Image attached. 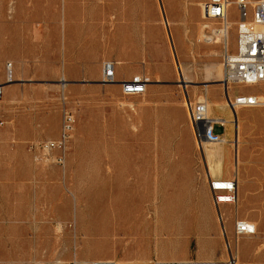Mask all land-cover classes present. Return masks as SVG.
<instances>
[{
	"label": "rangeland",
	"instance_id": "374dc122",
	"mask_svg": "<svg viewBox=\"0 0 264 264\" xmlns=\"http://www.w3.org/2000/svg\"><path fill=\"white\" fill-rule=\"evenodd\" d=\"M118 1L0 0V264H264V84L225 93L223 41L206 43L203 28L177 50L172 33L189 31L192 0H148L146 20L130 9L149 39L121 46L111 38ZM97 5L107 14L95 23ZM105 61L118 63L119 79L144 75L148 93L128 98L103 85ZM239 94L262 104L232 114L227 100ZM197 102L215 119L239 118L222 174L238 181L236 206L214 205L213 167L188 116ZM66 115L73 130L60 166L39 145L60 138Z\"/></svg>",
	"mask_w": 264,
	"mask_h": 264
},
{
	"label": "built area",
	"instance_id": "2783aa9c",
	"mask_svg": "<svg viewBox=\"0 0 264 264\" xmlns=\"http://www.w3.org/2000/svg\"><path fill=\"white\" fill-rule=\"evenodd\" d=\"M237 13L234 25L225 26L220 22L221 12ZM202 19L204 29L208 33L211 30V22H217L220 28L215 29L226 35L222 42V69L223 84H231L234 87H254L264 84V0H209L202 5ZM236 30V42H231V33ZM14 67L8 66V83L14 82ZM101 83L118 85L124 97H139L148 93L150 80L143 75L134 76L129 80L118 81L117 64L113 61H105L101 68ZM5 86H0V100L4 97ZM261 100L250 94H239L236 100H227V107L232 113L240 109L255 108L260 106ZM188 116L192 127L196 130L201 144H220L225 137L217 134L220 127L226 131L227 127L222 119H215L209 115L208 104L197 102L188 104ZM73 130V120L66 115L62 124L60 138L39 145L44 157L58 153L55 162L64 166L66 152ZM209 189L213 196L214 205L236 206L239 202V185L236 179H213L209 181ZM94 264H115L110 261H99ZM155 264H219L207 261H182V262H157Z\"/></svg>",
	"mask_w": 264,
	"mask_h": 264
},
{
	"label": "crops",
	"instance_id": "0c3cea01",
	"mask_svg": "<svg viewBox=\"0 0 264 264\" xmlns=\"http://www.w3.org/2000/svg\"><path fill=\"white\" fill-rule=\"evenodd\" d=\"M207 1H209V0H192L191 5H192L193 10H194V12H193L194 18H193V21L191 24L188 22V23H186V26H185L186 29L188 27L190 28L189 31L188 32H186V31H174L172 33L173 40L178 42L176 45L178 51L184 50V44H183L184 41L198 37L200 35L201 29L203 28L204 23H205L202 19V12H201L200 6L203 5L204 3H206ZM165 5H166V8H173L174 7V5H172L171 3H168V2ZM178 5H180V7L183 10H185L186 4L184 3V1L178 2ZM100 6L101 5H97L93 8V9H95V10H93L94 14L95 15L98 14V16H96V17L94 16L95 23H97L98 19H100L101 17L102 18L105 17L107 14L106 10L103 13L97 11L98 9L102 8ZM149 6H150V2L148 0L147 1H144V0L136 1L135 4L132 3L131 6H129V4L127 3L126 0H119L117 3V7H116L117 9H116L115 17H114V21H113V26L115 27V30L113 31L111 38H113L114 40H118V41L126 40V41H130V42H135V41L139 42V41H143V40H148L149 37L144 36V34L148 35L149 28L147 26H143V24L141 26H139V25L135 24V22H129V15H131L130 11L136 7V9L142 10V11H140V12L138 11L136 13L137 16L141 20H146L149 17V15L146 14V12L143 11V9L144 8L148 9ZM103 7L105 8V7H109V6H106L104 4ZM124 8L128 9L129 12H127L128 16L126 18V21H121L120 19H122V18L119 16L120 15L119 9H124ZM117 15L119 17V21L116 20ZM124 15H126V14L124 13ZM202 23H203V26H202ZM125 27L127 28V32H124ZM105 29H106V27H102V30L105 31ZM129 50L131 53V57H133L135 55V53L137 52L138 47L135 46L134 43H131L129 46ZM134 73H135V71L133 69H129V70H127V73H126V79H124V80L119 79L120 78V70L118 68V63H117V78H118L119 82L131 79L132 77H134L133 76ZM217 128H220V127H217ZM226 133H227V129H226V131L224 130V133H222V134H224L226 136ZM206 152H207V150L204 149V156H205V158H208L209 163H210V167H213L212 170L210 168V171H211L210 176H212L213 178L219 177V178L223 179L222 178L223 173L217 172L215 167L211 164L209 157L206 155ZM238 198H239V195H238ZM146 264H151V263H146Z\"/></svg>",
	"mask_w": 264,
	"mask_h": 264
},
{
	"label": "bare ground",
	"instance_id": "6f19581e",
	"mask_svg": "<svg viewBox=\"0 0 264 264\" xmlns=\"http://www.w3.org/2000/svg\"><path fill=\"white\" fill-rule=\"evenodd\" d=\"M119 12H120V17L123 19H120L121 21H126V18H127V12H129L128 9L124 8V9H119ZM124 13L126 15H124ZM96 17L98 16L93 14L91 15V17ZM185 16V15H184ZM116 20L119 21V17L117 15L116 17ZM220 22H224V25L225 26H232L231 24H234V20H232V18H230V12H221L220 13ZM203 25V23H202ZM89 30L93 31V32H96L95 28L93 26H89L88 27ZM203 30H204V36H203V40L206 41V43H209V44H218L220 41H225L226 39V35L224 33H221L217 30H213V32L211 33H208L207 31H205L204 27H203ZM210 34V35H208ZM124 43L121 44V46L125 45V42H127L126 40H120ZM201 41V40H199ZM198 41V42H199ZM213 53V52H212ZM183 72V71H182ZM185 79V78H184ZM187 81V80H186ZM188 82V81H187ZM183 83V81H182ZM181 83V84H182ZM191 84V82H189ZM179 84V83H178ZM199 87V85H198ZM223 88L225 91V93L229 94L231 92V84H223ZM260 98V97H259ZM237 99V96L231 98L229 97L228 100H236ZM261 99V98H260ZM263 99V98H262ZM203 101V100H202ZM264 101V99H263ZM208 104V111H209V115L212 116L213 115V112H212V107L209 103ZM264 104V103H263ZM225 105V104H224ZM227 105V104H226ZM215 106V105H214ZM219 106V105H218ZM221 107V106H220ZM223 108V107H222ZM221 108V109H222ZM225 109V108H224ZM225 111V110H224ZM233 114V113H232ZM235 116V115H234ZM223 119V118H222ZM224 120V123L227 127V131H228V128L230 126V124H236V140H237V143H239V140H240V125H239V118L237 117V119L234 121H230V120H227V119H223ZM243 123V122H242ZM235 127V126H234ZM231 135V134H230ZM227 136H228V132L226 133V136L224 137L223 139V142H221L220 144H209V146H207L208 144L205 143V149L207 150L206 152V155L209 157L210 159V162L211 164L215 167V169L217 170V172L219 173H223V168H224V159H225V156H226V152H227V149L224 147L228 144V141H227ZM230 137V136H229ZM233 138V136H232ZM236 146V145H235ZM240 146V145H239ZM234 148V147H233ZM237 149H238V146H237ZM236 154V153H235ZM235 157V156H234ZM236 158V157H235ZM235 160V159H234ZM235 162V161H234ZM245 163V162H244ZM237 164V163H236ZM236 166V165H235ZM234 166V167H235ZM228 167V166H227ZM238 168V167H237ZM239 170V169H237ZM237 260V259H236ZM117 264H122V263H117ZM125 264V263H124ZM225 264V263H224ZM227 264V263H226ZM229 264V263H228ZM230 264H237V262H230Z\"/></svg>",
	"mask_w": 264,
	"mask_h": 264
}]
</instances>
